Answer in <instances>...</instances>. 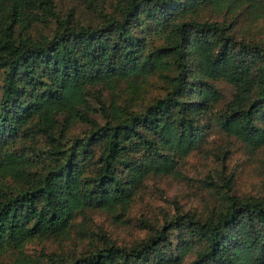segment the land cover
Wrapping results in <instances>:
<instances>
[{"label":"trees","instance_id":"16d2710c","mask_svg":"<svg viewBox=\"0 0 264 264\" xmlns=\"http://www.w3.org/2000/svg\"><path fill=\"white\" fill-rule=\"evenodd\" d=\"M84 1L89 20L59 0H0V255L264 264V196L237 193L233 173L207 176L215 207L138 218L146 232L129 242L92 216L128 217L147 180L179 174L215 125L264 146V38L241 32L264 0ZM219 80L234 86L222 107ZM36 240L58 247L29 256Z\"/></svg>","mask_w":264,"mask_h":264},{"label":"rangeland","instance_id":"374dc122","mask_svg":"<svg viewBox=\"0 0 264 264\" xmlns=\"http://www.w3.org/2000/svg\"><path fill=\"white\" fill-rule=\"evenodd\" d=\"M59 3L63 9L74 8L77 15L85 20L93 16L84 0H59ZM241 32L264 38V17L245 14L241 21ZM217 83L224 94L218 104L222 107L233 96L234 86L225 80ZM159 91L161 88L158 85L147 88L144 92L151 96ZM106 95L110 98L111 91L106 90ZM124 95L128 97L125 92ZM141 99H134L133 102ZM85 128L86 124L79 122L73 130L80 133ZM227 150L228 156L223 158V153ZM179 169L180 173L177 175L150 177L136 196L128 217L120 219L107 211H96L92 215L93 222L97 227L107 230L119 242H129L145 234L146 230L137 221L143 216L150 217L153 221L161 220L166 212L174 211L177 205L187 209L195 208L199 212L210 210L218 205L219 197L217 191L209 187L207 176L217 175L220 171L227 175L233 173L237 193L264 196V146L252 149L218 125L213 127L202 149L191 152ZM43 246L58 247V243L36 240L26 246V252L29 256L36 254ZM0 264H15L14 258L2 254Z\"/></svg>","mask_w":264,"mask_h":264}]
</instances>
